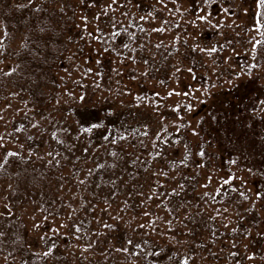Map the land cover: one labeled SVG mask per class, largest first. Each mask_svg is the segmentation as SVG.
Masks as SVG:
<instances>
[{
    "label": "rangeland",
    "instance_id": "rangeland-1",
    "mask_svg": "<svg viewBox=\"0 0 264 264\" xmlns=\"http://www.w3.org/2000/svg\"><path fill=\"white\" fill-rule=\"evenodd\" d=\"M7 1L13 4L15 0ZM92 1L94 4L87 5L89 9L76 7L75 29L82 37L74 38L75 46L63 59L64 68L50 85L53 92L47 94L45 88L39 103L13 87L9 89L11 94L7 90L0 94V167L11 155L23 157L32 164L55 159L62 163L65 157L66 173L72 172L74 165H80L83 171L87 167L96 168L94 175L97 177L99 170L104 176L102 182H108L112 174L105 170L111 157L102 144L85 140V132L74 112L75 105L98 104L110 107L111 115L117 114L113 115L118 122L115 141L120 140L138 157H151L156 169L154 177L171 186L179 174L170 172L166 166L173 151L177 149L178 156L182 157L187 145L192 148L204 145L206 137L211 138L206 145H217L209 131L219 121L215 102L223 88L245 79L242 75L235 77L236 72L255 67L254 74L264 85V30L257 16V0ZM213 2L220 5L216 13L209 8ZM205 33L212 38L206 39ZM21 41L17 33L7 40L0 22V73L3 76L12 67V51L20 47ZM167 46L173 50L168 51ZM76 48L78 51H73ZM195 55L208 70L193 68L184 59L190 60ZM202 103L204 107L198 110ZM257 114L264 130V98ZM63 130H66L64 140L70 137L75 144H80L70 149L65 142H59L57 137ZM257 137L264 140V136ZM187 139H191L190 144ZM260 145L264 152V143ZM209 149L207 147V151ZM196 154L192 149V157ZM252 155L258 165L259 154L254 151ZM248 164L255 177L264 179V171L257 172L255 165ZM205 170L212 175L210 168ZM223 172L227 169L214 172L208 189L215 190L219 183L234 179L235 174L230 176ZM18 186L24 188L13 180L5 184L0 180V210L7 202L17 206H10V211L27 232L29 250L47 253L51 262L63 264L65 259L56 261L51 252L53 239L69 237V230L76 229V236L73 235L66 246L62 245L68 262L77 264L78 252L80 260L92 250L96 264L98 260L99 264H110L108 254L97 253L98 248L94 251L80 242L79 239L84 241L83 234L89 233L86 223L80 220L74 223L64 216H45L39 211L36 199L29 195L30 190H18V198L14 196V187ZM70 187L68 194L62 193L68 198L73 194V199H78L73 203L79 207L80 197L75 187ZM246 187L253 197V187L250 184ZM114 215L116 218L112 208L108 217ZM118 221L123 228L128 227L126 217ZM14 224L0 219V264H22L20 257L12 254L14 246H6L18 227V223ZM113 224L115 233L116 223ZM120 247H127V243L123 241ZM201 263L207 264L203 258ZM246 264H264V260L253 258Z\"/></svg>",
    "mask_w": 264,
    "mask_h": 264
},
{
    "label": "trees",
    "instance_id": "trees-1",
    "mask_svg": "<svg viewBox=\"0 0 264 264\" xmlns=\"http://www.w3.org/2000/svg\"><path fill=\"white\" fill-rule=\"evenodd\" d=\"M88 4L94 1L15 0L10 4L0 0V22L6 39H13L16 33L22 38L20 47L12 51V67L4 76L0 73V94L5 90L11 94L13 87L39 103L45 88L47 94L53 92L50 85L55 83L58 71L64 68L63 59L75 46L74 38L82 37L75 29L74 12L76 7L89 9ZM219 7L213 2L209 8L216 13ZM257 16L264 30V6L257 5ZM204 36L208 40L212 38L208 33ZM90 42L88 39L87 43ZM166 49L173 50L168 46ZM87 58L91 59L90 52ZM184 59L193 68L208 70L196 55L190 60ZM254 73L255 67L236 72L235 77L242 75L245 79L220 91L218 102H215L219 121L209 130L217 144L215 148L205 144L211 140L206 137L204 145L196 148L187 145L182 157L178 156L177 149L168 157L169 171L179 172L171 186L154 177L156 169L151 157H138L120 140L115 141L118 122L113 115L117 114L111 115L110 107L98 104L75 105L74 112L85 132V140L102 144L111 157L105 170L112 174L108 182H102L104 176L99 170L97 177L94 175L96 168L87 167L83 171L80 165H74L72 172L66 173L65 157L62 163L55 159L54 162L32 164L15 155L2 161L0 180L4 184L13 180L24 187H14V196L18 190H30L29 195L36 199L39 211L45 216H64L74 223L75 220L86 223L90 234H83L84 241L79 239L80 242L94 251L98 248L97 253L108 254L110 264H202V258L207 264H246L253 258L264 260V216L261 215L264 214V179L255 177L248 164L255 165L257 172L264 171V152L260 145L264 140L257 137L264 136L257 118L264 85ZM203 107L204 103L198 110ZM65 131L57 137L59 142H65L70 149L80 144H75L69 136L64 140ZM187 143L190 144L191 139H187ZM207 147H210L208 151ZM192 149L197 152L194 157ZM254 151L260 156L258 165L251 157ZM231 165L234 167L230 168ZM68 166L71 169L69 163ZM209 168L212 175L205 170ZM224 169L230 176L235 174L234 179L219 183L215 190L208 189L214 172ZM246 184L253 187V197ZM70 186L75 187L80 197L79 207L73 203L78 200L73 199V194L68 198L62 193L68 194ZM10 206L17 207L4 203L0 219L18 223L11 242L6 244L14 246L12 254L19 256L22 264H55L48 259L47 253L28 249L27 232L18 218L17 222L14 219L15 213L10 211ZM112 208L116 218L115 215L108 217ZM122 217H126V228L118 221ZM75 232L78 231L70 229V238L53 239L51 252L56 261L63 258V264H71L62 245L66 246L73 235L76 236ZM123 241L127 247H120ZM79 254L75 257L77 264H96L92 250L84 259L79 260Z\"/></svg>",
    "mask_w": 264,
    "mask_h": 264
},
{
    "label": "snow or ice",
    "instance_id": "snow-or-ice-1",
    "mask_svg": "<svg viewBox=\"0 0 264 264\" xmlns=\"http://www.w3.org/2000/svg\"><path fill=\"white\" fill-rule=\"evenodd\" d=\"M257 4H258V7L264 6V0H257ZM257 195L259 196L260 193H257Z\"/></svg>",
    "mask_w": 264,
    "mask_h": 264
}]
</instances>
